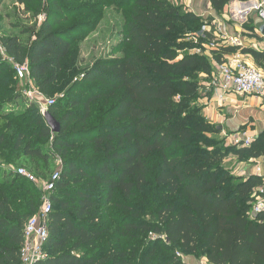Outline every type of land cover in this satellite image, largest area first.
<instances>
[{"label":"trees","instance_id":"trees-1","mask_svg":"<svg viewBox=\"0 0 264 264\" xmlns=\"http://www.w3.org/2000/svg\"><path fill=\"white\" fill-rule=\"evenodd\" d=\"M209 1L221 13L234 1L249 0ZM50 3L30 44L25 45L19 36L2 42L9 58L28 64L35 86L45 96L57 85L72 45L67 32L54 30L68 21L67 13L58 0ZM181 9L170 0H134L125 28L132 51L89 69L81 82L74 84L75 100L65 114H61L63 100L54 102L49 112L61 124L59 134L52 133L22 88L11 100L15 107L29 108L31 120L25 123L37 126L19 132L13 152L0 158L35 174L25 166L27 158H42L50 165L44 179L56 171L55 157L62 160L60 178L50 198L46 257L34 264H144L128 251L112 250L99 258L91 253L97 250L103 235L99 208L108 207L118 190L131 198L147 186V160L153 156L159 160L155 183L181 203L161 211L163 226L156 231L165 235L169 245L161 255L150 257L147 264H187L176 254L175 246L184 256L206 258L209 264H264V212L251 216L253 195L264 185V179L239 178L225 168L228 155L219 148H210L208 138L220 132L206 120L204 108L198 106L199 92L205 89L202 76L213 74V62L222 64L224 56L237 48L212 50L210 59L201 40L198 44L183 42L186 31L199 19L186 8L185 12ZM205 37L207 40L212 35L206 33ZM243 53H250L260 67L264 65V52L244 49ZM5 62L0 53V66ZM85 83L92 84L87 90L94 92L85 89L75 93ZM100 99H104L103 106L112 104L99 122L89 126L100 113L93 106ZM8 105L10 109L12 105ZM11 128L6 117L0 116V143L5 140L4 132ZM35 137L52 138L56 156L30 142L22 144L24 139ZM80 141L89 142L96 153L103 155L102 159L92 163L85 157H71L70 152ZM229 154L239 163L264 158V130L249 146L240 142ZM49 173L51 176H46ZM8 177L9 187L29 193V188L19 186L31 183L16 172ZM17 200L19 196L0 185V237L4 239L0 264H21L24 228L37 209L36 205L29 210L16 208L13 202ZM114 234L121 236V230Z\"/></svg>","mask_w":264,"mask_h":264},{"label":"rangeland","instance_id":"rangeland-1","mask_svg":"<svg viewBox=\"0 0 264 264\" xmlns=\"http://www.w3.org/2000/svg\"><path fill=\"white\" fill-rule=\"evenodd\" d=\"M58 1L69 19L67 22L56 26L54 30L67 32L72 45L69 56L63 61V71L59 81L46 98L56 102L63 100L64 106L61 113L63 115L72 108L71 104L75 100L74 84L81 82L84 74L89 69L108 61L121 59L132 51L131 46L127 44L125 39V28L130 19L134 0ZM183 1L170 0L171 3L182 8V12H185L187 7H185ZM50 6V0H0V44H2L3 40L12 36H19L25 45L30 44L45 20ZM191 9L192 7L187 8L188 11ZM196 12L198 15H195L199 21L186 31L188 33L183 37L185 38L183 42L198 44V41L201 40L205 45V55L212 59L213 56L208 53L212 54L213 37H209L207 40L205 37V34L209 33L207 30L212 27V19L207 17L206 4H202V0L200 1L199 9L196 8ZM214 73L215 67L213 74L202 76V80L205 81V89L199 92L201 96L198 101L199 107H203L204 100L208 98V89L213 88L215 83ZM91 86L92 84L85 83L82 87L77 88L75 93L86 89L88 93L92 94L93 90H87ZM21 88L25 91V96L30 101L27 96L29 91L33 90L30 81H20L15 74L14 65L6 61L4 65L0 66V116L4 115L12 128L4 132L5 140L0 143V156L3 157H7L10 152H13V146L19 132L37 126L34 123H25L27 120H31L28 119L31 115L29 108L26 106L15 107L11 102L21 91ZM72 88L73 92L69 93ZM103 101L104 99H100L94 103L95 110L99 108L100 113L95 116V120L90 121L89 126L99 122L103 112L112 104L111 102L103 106ZM8 104L12 105L10 109H8ZM107 123L109 124V122ZM112 124L114 125L115 123ZM237 133L239 132L234 134ZM226 134L220 132L219 134L209 135L210 148L224 150L228 155L224 165L233 166L237 158L233 154H229V151L238 148L240 141L236 139L238 137L232 138L230 141L229 137H231V134ZM27 142H30L34 147L40 146L45 152L56 156L51 148L52 138H26L22 144L25 145ZM69 155L71 157H85L92 163L98 162L103 157L101 153H96L93 146L87 141H80L77 149L72 150ZM27 161L29 163L25 166L35 171L40 179L44 177L45 172L50 167L42 158L36 156L28 157ZM147 161L150 168L147 186L137 191L131 198H125L121 191L118 190L108 207L101 206L99 208V214L102 217L103 235L98 242L97 250L91 253L95 254L96 257H104L112 250H123L128 251L138 261L140 259L142 263L147 264L151 260L150 257L161 255L165 251V247L169 245L165 235L158 234L156 231L163 226L160 221V214L164 208H176L181 202L164 187L155 183L159 170L157 157L153 156ZM248 161L246 160L245 162L248 163ZM53 162L54 171L60 170L62 160L59 157H55ZM20 166L23 165L16 166L13 161L9 162L0 158V185L5 188L6 192L19 196V200L13 202L14 207L29 210L31 206L36 205L37 209L34 212V215H36L42 205L45 192L38 186L27 183L24 186L20 185L19 188H29V193L21 189L18 190L16 189L17 187H9V173H15V169ZM51 174L49 173L46 176H51ZM117 229L121 230V236L114 234ZM3 241L4 239L0 237V244ZM117 242L120 245H117ZM174 248L176 254L184 262L189 259L190 256H184L178 246ZM78 253L81 254L82 252L78 251ZM196 260H200V258H196Z\"/></svg>","mask_w":264,"mask_h":264},{"label":"crops","instance_id":"crops-1","mask_svg":"<svg viewBox=\"0 0 264 264\" xmlns=\"http://www.w3.org/2000/svg\"><path fill=\"white\" fill-rule=\"evenodd\" d=\"M200 1L184 0L183 4L187 8L192 7L189 11L198 15L196 8L199 9ZM202 4H206L207 17L212 19V27L207 30L213 37L212 50L221 47L237 48L233 54L225 55L224 60H234L238 57L264 71V65L261 67L257 65L250 53H243L244 49L264 52V25L256 10L259 4L264 5V0L234 1L221 13L212 8L209 0H202ZM231 39H237L239 44L232 45ZM215 64L213 62L214 67ZM203 108L206 120L216 128L222 127V131L219 132L230 133V141L232 138L238 137L236 139L240 142H252L264 130V92L262 96L229 95L225 101H220L208 89V98L204 100ZM235 132L239 133L234 134ZM225 168L239 178L248 179L251 176H257L264 179V158L249 160L248 163H239L236 160L233 166L226 165ZM260 190L264 191V185L259 187L256 192ZM207 262L206 258L196 260L195 257H189L186 261L187 264H205Z\"/></svg>","mask_w":264,"mask_h":264},{"label":"built area","instance_id":"built-area-1","mask_svg":"<svg viewBox=\"0 0 264 264\" xmlns=\"http://www.w3.org/2000/svg\"><path fill=\"white\" fill-rule=\"evenodd\" d=\"M261 23L264 25V5L259 4L256 8ZM232 45H238L237 39H231ZM213 46V44H212ZM0 53L4 56V60L11 62L15 67V74L20 81L29 80L33 88L29 91L28 97L40 109L44 115L51 106L54 105L53 100H49L39 91L32 82L30 69L28 64L15 63L6 55L3 44H0ZM215 83L213 88L209 89L213 96L225 101L229 95L238 97L246 96H262L264 92V71L258 66L249 64L241 58L234 60H226L222 64H215ZM27 94V93H26ZM247 146L250 141L245 142ZM60 170H56L54 174L48 178H38L36 174L25 167L15 169L20 177L29 183L38 186L45 192L42 205L39 212L31 217L24 228V246L21 249V264H34L36 261L46 257L45 244L49 236V221L52 212L51 193L56 189L57 181L60 178ZM253 204L251 216L264 212V191L260 190L253 195ZM205 264H209L208 262Z\"/></svg>","mask_w":264,"mask_h":264},{"label":"water","instance_id":"water-1","mask_svg":"<svg viewBox=\"0 0 264 264\" xmlns=\"http://www.w3.org/2000/svg\"><path fill=\"white\" fill-rule=\"evenodd\" d=\"M264 30V28H263ZM44 118L45 121L48 125V127L51 129L52 133L54 135H57L61 132V124L60 122L49 112V110L47 112L44 113ZM218 131H222V127H218L217 128ZM167 242H169V240H167Z\"/></svg>","mask_w":264,"mask_h":264}]
</instances>
